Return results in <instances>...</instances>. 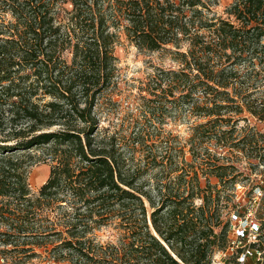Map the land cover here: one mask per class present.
I'll use <instances>...</instances> for the list:
<instances>
[{"label":"trees","instance_id":"1","mask_svg":"<svg viewBox=\"0 0 264 264\" xmlns=\"http://www.w3.org/2000/svg\"><path fill=\"white\" fill-rule=\"evenodd\" d=\"M216 4L0 0V264H212L229 248L228 197L209 181L203 187L170 136L138 127L136 117L186 112L195 121L191 153L205 146L218 159L224 188L240 176L224 159L264 164L255 125H264V0H234L229 18ZM123 36L140 51L169 54L177 68L149 75L127 126L102 127L101 100L121 105L111 93ZM36 149L46 157L35 159ZM38 163L50 173L33 193ZM112 224L117 242L101 243L95 232Z\"/></svg>","mask_w":264,"mask_h":264},{"label":"rangeland","instance_id":"2","mask_svg":"<svg viewBox=\"0 0 264 264\" xmlns=\"http://www.w3.org/2000/svg\"><path fill=\"white\" fill-rule=\"evenodd\" d=\"M234 0H217V4L212 6V9L224 18H229L226 14V8L230 7ZM116 56L119 60L120 79L119 89L111 93L115 101H121V105H112L108 101V97L101 100L100 113L102 127L113 125H128V121L132 117V109L136 107L137 94L146 89L148 77L156 68H177L169 54L163 52H144L140 51L133 44H130L123 36L121 44L116 48ZM178 118L176 114L170 115L163 122L152 121L142 116L136 115L140 122L138 127H146L147 129H161L165 135L170 136L171 142L174 145L177 153V159L182 161L186 159L189 165H185V169L189 170L193 175L198 173L203 187L209 181L212 185H218L217 191H220L222 196L228 197L229 207L225 210V220L229 223L231 239L229 248L226 251H216L214 253L212 264H264V250L260 246L263 240L258 238L261 236V230H257L264 225V164L258 159H224L229 165L234 163L237 167L236 174H239V182L236 188L230 186L223 187L219 184V179L215 176V163L218 159H209L205 156L206 152L203 147H198L200 156L195 158L191 153L189 138L193 134L192 127L195 124L193 118H189L186 112L181 113ZM253 123L255 120L251 118ZM123 123V124H122ZM257 128L264 133V125L262 123L255 124ZM244 124L241 123L240 127ZM240 135L244 132L239 131ZM209 149L215 150L217 147L212 143H206ZM162 150V146H159ZM196 151V149H195ZM197 152V151H196ZM35 159H44L43 151L36 149L31 151ZM197 154V153H195ZM41 157V158H40ZM13 159H26L24 157H14ZM136 159H144L143 152L137 153ZM50 173V165L47 163H38L31 170L29 183L33 193H38L40 187L48 179ZM152 177V174H151ZM198 203H200L198 201ZM234 204H238L239 208L244 207V212L241 222L235 223L233 215L235 214ZM148 205V203H147ZM148 207V206H147ZM151 209L149 208V214ZM240 221V220H239ZM255 224V226H253ZM247 228L246 236L238 237V231ZM251 227V228H250ZM97 240L103 244L116 243L118 240V231L115 224L104 227L95 232ZM264 237V236H263ZM256 243L253 248L250 244ZM37 253L45 255V251L37 249ZM33 264H43L40 258H35Z\"/></svg>","mask_w":264,"mask_h":264},{"label":"built area","instance_id":"3","mask_svg":"<svg viewBox=\"0 0 264 264\" xmlns=\"http://www.w3.org/2000/svg\"><path fill=\"white\" fill-rule=\"evenodd\" d=\"M241 218H242V217L237 216L236 213L233 215V219H234V222H235V223L241 222V221H242ZM239 220H240V221H239ZM253 226H255V224H253ZM250 228H251V227H250ZM259 229H260V228L257 227V230H256V231H259ZM246 231H247V228H246V227H245L243 230L238 231V232H239V233H238V234H239L238 237L246 236Z\"/></svg>","mask_w":264,"mask_h":264}]
</instances>
